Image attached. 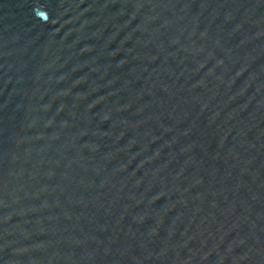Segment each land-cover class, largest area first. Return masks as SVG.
<instances>
[{
    "label": "water",
    "instance_id": "95a60500",
    "mask_svg": "<svg viewBox=\"0 0 264 264\" xmlns=\"http://www.w3.org/2000/svg\"><path fill=\"white\" fill-rule=\"evenodd\" d=\"M0 264H264V0H0Z\"/></svg>",
    "mask_w": 264,
    "mask_h": 264
}]
</instances>
